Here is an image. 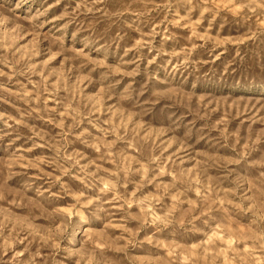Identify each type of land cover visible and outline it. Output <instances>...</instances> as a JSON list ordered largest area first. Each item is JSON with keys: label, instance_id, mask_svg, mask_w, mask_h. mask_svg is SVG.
<instances>
[{"label": "rangeland", "instance_id": "1", "mask_svg": "<svg viewBox=\"0 0 264 264\" xmlns=\"http://www.w3.org/2000/svg\"><path fill=\"white\" fill-rule=\"evenodd\" d=\"M0 264H264V0H0Z\"/></svg>", "mask_w": 264, "mask_h": 264}]
</instances>
